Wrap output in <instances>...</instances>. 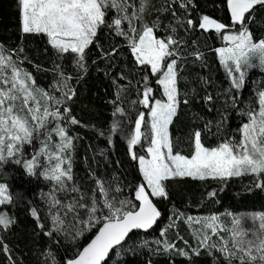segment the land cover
Instances as JSON below:
<instances>
[{
  "label": "snow or ice",
  "instance_id": "1",
  "mask_svg": "<svg viewBox=\"0 0 264 264\" xmlns=\"http://www.w3.org/2000/svg\"><path fill=\"white\" fill-rule=\"evenodd\" d=\"M16 6L19 40L0 41L3 264H130L129 255L134 264H154L153 256L196 264L202 253L208 264H264V214L251 217L258 227L243 226L235 215L229 227L219 215H188L173 203V189L187 181L204 187L200 204L216 203L234 178L249 179L245 193L264 194V81H252L242 98L250 71L264 73V0H16ZM208 51L227 87L214 78ZM26 65L48 73L50 83L39 84ZM91 73H103L113 87L107 136L79 110L88 109ZM194 103L216 117L193 110ZM233 112L240 122L231 130ZM188 113L181 136L172 129ZM88 128L110 146L120 133L135 162L132 179L90 167L83 180L77 176L83 138L77 129ZM16 178L19 189L9 182ZM33 180L48 185L39 199ZM21 217L31 225L22 226ZM178 222L195 225L191 243ZM152 232L159 238L147 239ZM11 235H26L24 247L11 244Z\"/></svg>",
  "mask_w": 264,
  "mask_h": 264
},
{
  "label": "trees",
  "instance_id": "2",
  "mask_svg": "<svg viewBox=\"0 0 264 264\" xmlns=\"http://www.w3.org/2000/svg\"><path fill=\"white\" fill-rule=\"evenodd\" d=\"M202 5L204 0H198ZM208 12L216 11L212 7H207ZM223 15L222 13H217ZM19 40L18 30V12L16 6V0H0V41H4L10 46H15ZM39 43L38 41L36 42ZM211 43V41H210ZM213 46H219L217 41ZM33 56V59L37 62H44L47 66L45 58L41 55L36 56L35 48L29 49ZM207 55L210 58L212 65L211 72L218 84H222L227 87V81L224 79L223 70L219 68L218 63L213 58V53L208 51ZM30 71L34 73L37 81L42 86H47L50 83L51 77L48 73L37 72L31 65H26ZM252 81H264V73H261L258 69L250 72L249 82L244 89L243 99H247L250 95V90L254 87ZM86 94L83 97L85 103L88 104V109H79L85 121L94 124L98 129L105 130V136H107V129L110 127L113 117L111 116L112 105L107 103L109 99L113 98V87L110 80L105 79L103 73H91L87 79ZM210 91L215 94V87L210 88ZM134 98V96L132 97ZM79 107V106H78ZM193 110L199 111L202 115L208 119L216 117V112H208L202 103H194ZM190 113L182 118V127L173 128L174 132L179 131L181 136L187 132L188 119ZM134 118V114H133ZM240 122L235 112H233L229 118L228 127L234 130ZM79 135L83 137L77 142V148L75 152V167L74 171L77 176L82 180L87 176L89 167L94 169L98 175L103 174L111 176L113 174L120 176L122 179L127 176L128 179H132L133 174L136 172L134 167L135 162L126 155V142L117 132L113 137V144L110 146L107 143L105 137H101L96 134L91 128L77 129ZM210 143H215L213 138ZM139 151V147H137ZM103 152V155L101 153ZM15 188L21 187L20 179H10L9 181ZM249 179L247 177L234 178V180L225 187V189L219 192L217 202L212 203L211 198H205V202L200 204L201 193L204 192V187L199 182L187 181L177 185L173 189V203L182 211H185L188 215L193 216H207V215H219L223 218L228 217L232 219V216H242L249 214H264V194H261L258 190L245 193L243 185L248 184ZM31 188H35L36 198L39 199V193L41 190L47 192L48 185L43 181L33 180ZM215 187V185H212ZM211 190V189H209ZM199 205V206H198ZM171 205L167 210V215H171ZM21 225H31V220L28 217H21ZM168 221L165 220V224ZM179 223V232L185 239L191 243V230L194 225L189 226L183 222ZM16 231H21L17 229ZM176 229H172L169 233V238L174 239ZM149 240L159 238L158 232H152L146 236ZM27 236L20 238L16 235L9 237V242L13 245L20 244L21 248L24 247ZM179 246H182V241H176ZM19 251V249H17ZM27 259V258H26ZM125 259L130 261V264H134L132 257L126 256ZM154 264H170L169 260L165 256H153ZM196 264H208L209 258L206 254L202 253L201 257L195 258ZM0 264H3V258L0 257ZM175 264H184L182 258H177Z\"/></svg>",
  "mask_w": 264,
  "mask_h": 264
},
{
  "label": "rangeland",
  "instance_id": "3",
  "mask_svg": "<svg viewBox=\"0 0 264 264\" xmlns=\"http://www.w3.org/2000/svg\"><path fill=\"white\" fill-rule=\"evenodd\" d=\"M252 71H254V70H252ZM254 215H259V214H249V215H242V216H236V217L241 218L243 220V226H245V227H258V221H257L256 225L251 224V217ZM221 217L223 218V216H221ZM245 218H247V219H245ZM223 220L225 222L229 223V227L231 226L230 225L231 218L225 217V218H223ZM194 227H195V225H194Z\"/></svg>",
  "mask_w": 264,
  "mask_h": 264
}]
</instances>
